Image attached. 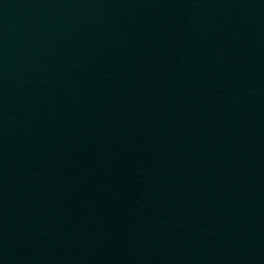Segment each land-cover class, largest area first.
<instances>
[{
	"label": "water",
	"instance_id": "water-1",
	"mask_svg": "<svg viewBox=\"0 0 264 264\" xmlns=\"http://www.w3.org/2000/svg\"><path fill=\"white\" fill-rule=\"evenodd\" d=\"M0 264H264V0H0Z\"/></svg>",
	"mask_w": 264,
	"mask_h": 264
}]
</instances>
